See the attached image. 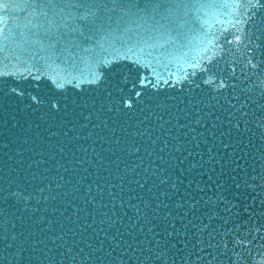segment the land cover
I'll return each mask as SVG.
<instances>
[{
    "label": "water",
    "instance_id": "obj_1",
    "mask_svg": "<svg viewBox=\"0 0 264 264\" xmlns=\"http://www.w3.org/2000/svg\"><path fill=\"white\" fill-rule=\"evenodd\" d=\"M0 264H264V0H0Z\"/></svg>",
    "mask_w": 264,
    "mask_h": 264
}]
</instances>
